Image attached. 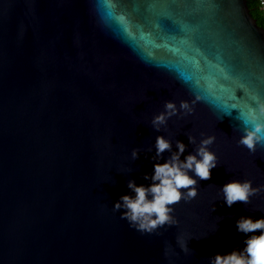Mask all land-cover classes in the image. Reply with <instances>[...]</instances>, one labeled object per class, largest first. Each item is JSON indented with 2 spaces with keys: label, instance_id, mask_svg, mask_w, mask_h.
<instances>
[{
  "label": "water",
  "instance_id": "95a60500",
  "mask_svg": "<svg viewBox=\"0 0 264 264\" xmlns=\"http://www.w3.org/2000/svg\"><path fill=\"white\" fill-rule=\"evenodd\" d=\"M169 99L195 111L156 129ZM262 101L264 27L247 0H0V264H210L242 247L236 220L264 216V189L229 206L220 186L264 185V144L238 143L236 126ZM161 133L163 159L215 134L220 162L173 206L178 224L142 232L113 205L130 179L152 183Z\"/></svg>",
  "mask_w": 264,
  "mask_h": 264
},
{
  "label": "clouds",
  "instance_id": "9594fccd",
  "mask_svg": "<svg viewBox=\"0 0 264 264\" xmlns=\"http://www.w3.org/2000/svg\"><path fill=\"white\" fill-rule=\"evenodd\" d=\"M197 96V99H200ZM193 103L188 100H181L179 104L175 100L169 99L164 103V109L153 115L151 123L156 129L166 125L169 117L174 114L194 112ZM232 105L229 110L221 108L222 113L231 115ZM236 119L240 121L237 127L242 126V135L238 143L246 145L255 152L258 144H264V101L258 107L240 109ZM216 137L215 134L205 135L199 140L195 151L185 154L187 144L183 140L175 141L176 150L171 156L163 159L165 149L173 147V140L159 134L155 138L156 161L151 173H145L152 181L150 184H137L134 179L128 181V187L132 189L130 193L122 194L114 202L116 210L125 209L121 213L130 222V225L142 232H152L166 223L178 224V218L172 215L173 206L181 200H192L198 195L199 180L210 178L212 169L220 162L218 153L210 147ZM189 140L196 143L197 137L189 135ZM140 149L133 148L132 156L139 155ZM264 189V185L256 184L251 179H228L220 186L223 201L231 206L236 201L248 202L250 197ZM134 193V194H133ZM213 209L216 204L213 203ZM222 220L224 216H219ZM237 231L246 233L243 246L233 247L228 252H216L209 258L210 264H264V216L255 218L250 215H240L236 220ZM219 228L217 225L216 231ZM259 230V231H256ZM191 238V237H190ZM200 238V237H197ZM222 238V237H221ZM177 240L180 246L189 250L188 240L181 243V238Z\"/></svg>",
  "mask_w": 264,
  "mask_h": 264
},
{
  "label": "trees",
  "instance_id": "16d2710c",
  "mask_svg": "<svg viewBox=\"0 0 264 264\" xmlns=\"http://www.w3.org/2000/svg\"><path fill=\"white\" fill-rule=\"evenodd\" d=\"M252 15L257 22L264 27V10L262 8V0H247Z\"/></svg>",
  "mask_w": 264,
  "mask_h": 264
},
{
  "label": "built area",
  "instance_id": "2783aa9c",
  "mask_svg": "<svg viewBox=\"0 0 264 264\" xmlns=\"http://www.w3.org/2000/svg\"><path fill=\"white\" fill-rule=\"evenodd\" d=\"M262 8H263V10H264V0H262Z\"/></svg>",
  "mask_w": 264,
  "mask_h": 264
}]
</instances>
